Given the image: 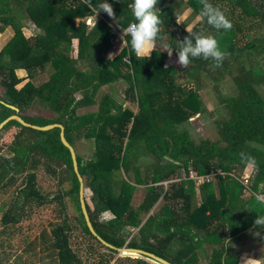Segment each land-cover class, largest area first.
I'll list each match as a JSON object with an SVG mask.
<instances>
[{"label": "trees", "instance_id": "obj_1", "mask_svg": "<svg viewBox=\"0 0 264 264\" xmlns=\"http://www.w3.org/2000/svg\"><path fill=\"white\" fill-rule=\"evenodd\" d=\"M102 2L91 0L93 7ZM107 2L115 19L101 11L95 26L85 0H0V32L13 31L0 46V123L18 115L38 126L64 127L79 174L92 191L91 200L86 194L85 200L93 228L111 244L87 224L81 180L62 128L39 129L12 118L0 129V236L11 235L37 208L54 204L58 219L34 240L23 235V247L12 260V242L0 239V264H154L144 254L122 253L124 247L175 264H196L208 241L221 246L213 249L208 264H237L239 255L223 243L255 229L257 212L264 214L255 202V195L264 193V0H210L233 22L227 32L201 18L199 0H158L163 42L178 50L177 40L188 35L187 28L215 36L230 53L215 70L203 59H193L185 69L169 62L159 47L151 59L137 60L130 36L118 32L134 22L133 0ZM184 8L192 18L178 23ZM120 37L125 45L109 56ZM181 72L184 80H178ZM42 73L47 78L37 83ZM120 80L126 84L123 99L116 92ZM227 81L233 92L223 90ZM209 85L218 92L213 109L202 96ZM93 105L95 110L78 112ZM37 108L44 112H29ZM204 114L214 118L218 138L196 141L186 124ZM241 153L252 159L242 160ZM42 168L57 183L53 193L39 182ZM182 168L201 174L221 168L226 174L199 187L192 180L167 190L158 184L180 177ZM248 172L251 184L245 186ZM138 187L145 190L135 204ZM246 187L252 191L247 198ZM159 198L164 205L146 217ZM107 211L111 215L103 219ZM34 255L40 256L37 263L30 259Z\"/></svg>", "mask_w": 264, "mask_h": 264}, {"label": "clouds", "instance_id": "obj_2", "mask_svg": "<svg viewBox=\"0 0 264 264\" xmlns=\"http://www.w3.org/2000/svg\"><path fill=\"white\" fill-rule=\"evenodd\" d=\"M85 3L95 13V26L96 17L101 11L105 12L110 18L115 19L113 6L107 0H103L96 7L92 6L91 0H85ZM157 3L158 0H133V3L129 5L134 22L129 25L126 31H122V38L130 36V52L135 54L137 60L151 59L152 52L157 51L159 47L160 50L167 51L169 57L172 56L175 49L178 55L176 63L185 69L191 65L193 59L212 61L213 63L210 66L212 70L222 66L223 61L230 53L227 50L221 49L219 41L213 35H203L187 28L188 35L182 40H177L178 50L164 43V36L162 35L164 32V20L159 13V9L155 7ZM199 3L202 6L199 14L203 20H206L208 25L218 32L221 30L227 32L233 29V22L226 15V10L214 6L210 0H199ZM177 22L181 23L178 18ZM240 155L244 161L252 159L243 153ZM255 202L257 205L264 207V193H257L255 195ZM251 211H255V209ZM257 213L258 215L253 224V227L257 230L252 234L254 237L264 239V236L259 231V229H264V214ZM230 243V240H228L225 248ZM223 259H227L226 252ZM244 264H255V261L252 258H246Z\"/></svg>", "mask_w": 264, "mask_h": 264}, {"label": "rangeland", "instance_id": "obj_3", "mask_svg": "<svg viewBox=\"0 0 264 264\" xmlns=\"http://www.w3.org/2000/svg\"><path fill=\"white\" fill-rule=\"evenodd\" d=\"M192 18L191 15V10L190 8H184V10L182 11V13H180L179 15V20L181 22H185V21H190ZM95 18L90 21L91 24L94 23ZM10 34H13V31L11 30V28H7L6 32H0V46L7 40V38L10 36ZM244 39L243 42H245ZM123 39L117 38V40L114 42V45L112 47V49H110L108 51V55L109 56H115L116 54H118V52H120V50L122 49V47L125 45V43H123ZM73 54H75V52H73ZM178 59V55H176L175 53L172 54L171 57L168 56V61L169 62H173L176 63ZM179 65V64H178ZM17 74L19 76H26L27 72L24 69H17L16 70ZM179 78L178 80H184L186 78V73L185 72H181V75H178ZM47 78V74L46 73H42V74H38V76L36 77L35 81H37V83L41 82L42 80ZM228 80L230 81L229 77H227ZM121 81V80H120ZM116 82V92L117 94H119L121 96V98H124V90L126 87L125 82L122 80L121 82ZM227 81V85H225L223 87V90L225 92H233V87L231 85V83ZM209 89H205L202 92V96L203 98L207 101L208 107L209 109H213V107H215V104L217 105V99H218V92L214 89L213 85H209ZM214 89V90H213ZM0 94H1V90H0ZM120 98V97H119ZM120 98V99H121ZM127 104V102L125 103ZM96 105L93 106H88V107H81L78 109L79 113H84L86 111H90V110H95L96 109ZM29 112H44L43 110H39L34 109L31 110ZM216 115H218L216 113ZM215 115V116H216ZM186 126H188L189 131L191 132V136L193 137L194 140L199 141L202 138H211V139H216L218 138V134L216 132V126L214 123V118H209L207 115H203L201 116H195L192 117L191 120L189 121V124H186ZM9 135L5 136L3 140H7L9 139ZM3 146V145H0ZM145 169V168H144ZM51 174L47 173V170H45L44 168L40 169L38 178H39V182L40 184L43 186V189H46V192L48 193H53L55 192L56 188H57V183L56 181L51 178L50 176ZM247 176L249 179V185L251 184V172H248ZM84 190H85V194L87 195L88 200L90 201V197L92 195V191L84 184ZM145 190V187H138L137 191L135 194H137V196H135V199L133 200V202L135 204H137L138 202H140V200L142 199L143 196V191ZM251 190H246V192H243V196L245 198H247L248 196H250L252 193ZM55 203V202H54ZM90 204H92L90 202ZM53 205L51 206L49 205L48 208L46 209H42V208H37L34 212H32V217H25L20 224H18V226L16 228H13V232L11 235H2L0 236V239H6V243L8 241L12 242V257L11 260L13 259L14 255L17 254L18 252H20V249L23 247V235H28L30 237V240H34L36 237H38L39 233L41 232V230L43 228H50V222L51 221H55L58 219V217H56V212L53 209ZM159 207V206H158ZM157 207V208H158ZM69 214H72L73 209L69 208ZM110 212H105L102 216L103 219H107L110 217ZM257 229H249L246 232V235L249 239L248 241V248L243 252L244 256L243 258H252L255 259V264H264V240L258 239L255 240L254 236H253V232L256 231ZM259 231L261 232L262 236H263V230L259 229ZM75 234L77 235L78 232L75 231ZM244 235V238L245 236ZM10 236V238H8ZM261 240V241H259ZM243 241V240H242ZM75 245H77V242H75ZM40 247V246H39ZM38 245L36 246L35 250L38 251ZM101 249H104L103 247ZM0 251H1V246H0ZM127 251H123L122 253L127 254ZM26 255H28V253H26ZM130 255V254H129ZM30 256V255H29ZM132 257H139V255H131ZM247 256V257H246ZM40 256L38 255H34L32 256L30 259L32 260H36V263L39 261ZM148 260V259H147ZM150 261V260H149ZM152 262V261H150ZM154 264H160L157 263L156 261H153ZM178 264H184V262H177ZM201 264H206L205 262H202Z\"/></svg>", "mask_w": 264, "mask_h": 264}, {"label": "crops", "instance_id": "obj_4", "mask_svg": "<svg viewBox=\"0 0 264 264\" xmlns=\"http://www.w3.org/2000/svg\"><path fill=\"white\" fill-rule=\"evenodd\" d=\"M165 180H167V179H165ZM165 180H162V181H159L158 182V184H160L161 182H163V181H165ZM173 183H176V182H171L170 184H169V186L171 185V184H173ZM169 188V187H168ZM165 189L167 190V188L165 187ZM165 190V191H166ZM135 196H137V195H135ZM134 199H135V197H134ZM133 199V200H134ZM199 199V201H200V198H198ZM139 203V202H138ZM164 203H165V201H164V199H162V198H159V200L154 204V206L152 207V209L150 210V212L148 213V215H146V217L147 216H149V214H154L155 212H157L159 209H160V207L161 206H163L164 205ZM159 206V207H158ZM158 207V208H157ZM107 212H109V211H107ZM110 214H111V212H110ZM145 220V219H144ZM137 227H135L134 228V234H136L137 233ZM247 232V231H246ZM246 232L245 233H243V236H241V237H232L231 239H229L230 240V245L229 246H232L233 248H234V251L236 252V254H238L239 255V261H238V263L237 264H244V260H245V258H243V256H244V251L248 248V241H249V239L248 238H246L247 237V235H246ZM244 235H246L245 236V238H244ZM256 238H258V239H261V238H259V237H254V239L255 240H258V239H256ZM243 240V241H242ZM262 240V239H261ZM261 240H259V241H261ZM228 241V240H227ZM226 241V242H227ZM226 242L225 243H223V246L224 245H226ZM222 245V244H221ZM228 246V247H229ZM220 248L221 246L220 245H218V243H216V244H214V243H211V242H204L203 243V245H202V248H200L199 250H198V261H197V263L196 264H201L202 262H205L206 261V264H208V262L210 261V258L212 257V254H213V249H216V248ZM137 249H140V248H137ZM142 250H144V249H142ZM146 251V250H145ZM123 252V251H122ZM149 252V251H148ZM127 254H130V255H139V256H141L142 254H140V253H136V252H131V251H127L126 252ZM146 259H148V260H150V261H155L154 259H152V258H150V257H148V256H145V255H143ZM247 257V256H246ZM165 259V258H164ZM167 260V259H166ZM255 260V259H254ZM169 261V260H168ZM157 262V261H156ZM154 263V262H153ZM157 263H159V262H157ZM173 263V262H172ZM161 264V263H160ZM175 264V263H174Z\"/></svg>", "mask_w": 264, "mask_h": 264}, {"label": "water", "instance_id": "obj_5", "mask_svg": "<svg viewBox=\"0 0 264 264\" xmlns=\"http://www.w3.org/2000/svg\"><path fill=\"white\" fill-rule=\"evenodd\" d=\"M12 118L18 119L20 122H22L25 125L32 126V127L39 128V129H47V128H51V127H54V126H57V125H59L62 128V130H61V138H62V141L71 150L72 157H73V161H74V168L78 172L79 179L81 180V186H80V201H81V207H82L83 213L85 215V219L87 221V224H88L89 228L91 229V231L93 232V234H95L104 244H106L108 246H111V244L108 243L106 240H104L101 236H99L96 233V231L94 230V228H93L92 222L90 220V217H89V214H88V211H87L86 200H85L84 181H83V178H82L81 174H79L78 163H77V159H76V152H75L74 148L69 144V142L66 140V138L64 136V127L62 125H60V124H57V123L56 124H50V125H47V126H38V125H35V124H32V123L26 122L25 120H23L18 115H11V116L7 117L5 120H3L0 123V129L2 128V126L5 123H7ZM121 251H131V252H136V253L144 254V255H146V256L154 259L155 261L161 263V264H174V263H172V262L164 259L163 257H160V256H158V255H156V254H154L152 252H148V251H145V250H142V249L125 248L124 247V248H121Z\"/></svg>", "mask_w": 264, "mask_h": 264}, {"label": "built area", "instance_id": "obj_6", "mask_svg": "<svg viewBox=\"0 0 264 264\" xmlns=\"http://www.w3.org/2000/svg\"><path fill=\"white\" fill-rule=\"evenodd\" d=\"M132 23L133 22H131L130 24H132ZM129 25L124 30L120 29V27H121L120 25L118 26V29H120L118 32L121 36L123 35L122 31H126V29L129 27ZM225 174H226V172L224 170H222L221 168H216L213 172L208 173V174H201L194 168H189L188 170L182 168L180 177L172 178V179L163 181L162 183L165 185L166 188H168V186L171 182L181 181V180H192L194 185L196 187H199L202 184L212 182L215 177L224 176ZM243 182H244L245 186H247L249 184L248 177L243 178ZM245 190H247V187Z\"/></svg>", "mask_w": 264, "mask_h": 264}, {"label": "bare ground", "instance_id": "obj_7", "mask_svg": "<svg viewBox=\"0 0 264 264\" xmlns=\"http://www.w3.org/2000/svg\"><path fill=\"white\" fill-rule=\"evenodd\" d=\"M24 135V134H23ZM38 148V147H37Z\"/></svg>", "mask_w": 264, "mask_h": 264}]
</instances>
